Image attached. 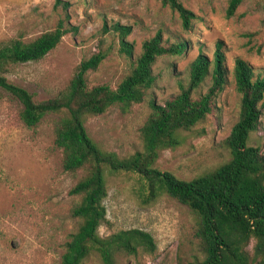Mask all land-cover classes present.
I'll use <instances>...</instances> for the list:
<instances>
[{"label": "rangeland", "instance_id": "374dc122", "mask_svg": "<svg viewBox=\"0 0 264 264\" xmlns=\"http://www.w3.org/2000/svg\"><path fill=\"white\" fill-rule=\"evenodd\" d=\"M182 1L196 14L191 30H185L179 14L161 0H0V42L34 40L60 20L78 28L65 34L44 58L13 65L8 77L37 100H45L68 86L84 59L104 51L107 57L86 77L90 86L106 83L115 88L130 73L145 40L158 32L166 43L188 40L190 48L184 54L158 58L157 81L143 102L128 108L116 104L87 119L86 128L100 145L127 155L143 149L141 127L152 112L151 102L164 104L179 93L181 84L188 82L191 62L201 52L213 58L216 42L222 41L228 84L207 118L182 132L179 145L162 150L157 161L160 169L182 179L204 174L231 157L225 140L241 109L234 77L236 58L245 59L264 75V0H243L232 16L227 15L229 0ZM115 23L131 27L126 39L134 45L132 56L121 50ZM210 84L211 76L194 97L205 93ZM22 108L19 100L0 88V264H60L64 243L77 227L71 215L77 198L70 190L81 172L63 168L62 151L55 144L60 116L46 115L31 127L21 118ZM250 144L264 153V109ZM107 185V219L99 233L107 236L120 229L142 228L157 244L150 254H119L117 264H188L201 256L195 234L198 216L187 204L167 194L143 204L137 193L138 175L131 172L108 173ZM85 264L103 263L92 256Z\"/></svg>", "mask_w": 264, "mask_h": 264}, {"label": "trees", "instance_id": "16d2710c", "mask_svg": "<svg viewBox=\"0 0 264 264\" xmlns=\"http://www.w3.org/2000/svg\"><path fill=\"white\" fill-rule=\"evenodd\" d=\"M161 1L179 14L185 30L193 28L196 14L182 0ZM242 1L229 0L227 15H234ZM113 28L120 33L121 50L132 56L134 45L126 39L131 27L115 23ZM77 30L60 20L53 30L34 40L14 38L0 42V88L20 101L21 118L28 126L38 125L49 114L60 116L55 125V144L62 151L63 168L81 172L70 190L77 198L71 210L77 227L64 243L60 264H85L92 256L99 257L103 264H117L119 254H150L156 250L153 235L142 228L120 229L107 236L99 233L107 219V174L121 172L138 175L137 193L143 204L167 194L197 214L195 234L201 256L188 264H264V153L260 146L250 144L264 109V75L256 73L245 59L236 58L234 77L241 94V109L239 120L225 140L231 157L213 170L190 180L182 179L157 166L159 154L179 145L182 132L193 130L207 118L216 97L228 84L223 42H216L213 58L204 52L196 56L190 64L188 82L181 84L179 93L164 104L151 102L152 112L141 127L143 149L120 155L105 149L89 134L87 119L116 104L128 108L143 102L157 81L154 65L158 58L182 55L190 42L166 43L162 32H158L144 41L130 73L115 88L106 83L90 86L86 77L107 57L104 51L84 59L68 86L45 100H37L27 88L9 79L13 65L44 58L65 34ZM104 30H108L107 25ZM209 76L208 90L195 98L194 93Z\"/></svg>", "mask_w": 264, "mask_h": 264}]
</instances>
